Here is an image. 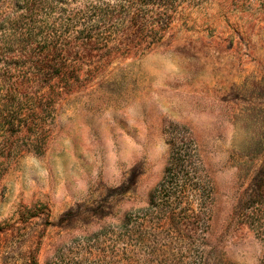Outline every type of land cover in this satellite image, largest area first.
<instances>
[{"label":"rangeland","instance_id":"1","mask_svg":"<svg viewBox=\"0 0 264 264\" xmlns=\"http://www.w3.org/2000/svg\"><path fill=\"white\" fill-rule=\"evenodd\" d=\"M133 1L0 0V264H264V0L146 4L172 18L140 49L91 27Z\"/></svg>","mask_w":264,"mask_h":264},{"label":"trees","instance_id":"2","mask_svg":"<svg viewBox=\"0 0 264 264\" xmlns=\"http://www.w3.org/2000/svg\"><path fill=\"white\" fill-rule=\"evenodd\" d=\"M158 0H134L133 3L140 4L138 10H132L128 9L124 15V17H116L114 16L111 19H114L113 23L109 25L108 27L102 26L100 23L91 25L94 30L98 29H110L114 27L116 30H118L122 36L129 35L131 31H134V38L132 41H137L135 44L138 47L137 49H140L141 46V40L146 39L150 45H155L159 40L163 38V35L166 31L169 30L170 24H171V14H163L159 11H153L148 10L144 6L147 5H153ZM162 1V3H165L167 0H159ZM144 3V4H143ZM110 21V18H108ZM85 22H89L87 19H85ZM84 22V23H85ZM91 23V22H89ZM104 24V23H103ZM82 26V25H81ZM131 34V33H130ZM106 38V35H96L95 33H88L80 31V44L77 45L79 49L77 51L83 53V54H90L92 51L95 50V47L97 46L96 39L103 40ZM116 39V38H115ZM115 46L112 47L115 49V51H119V46L121 45L120 42H117L114 40ZM107 42L103 44V46L106 45ZM130 46H128L129 48ZM150 47V46H149ZM70 46L66 49L62 50L61 48L59 50H56L58 52H64V56L69 54ZM109 48V47H107ZM125 48V49H128ZM43 57H41L40 63H36V66L40 68V71L43 72L45 68L48 66V63L50 62V58H53V48L52 50L47 49L46 52L41 53ZM63 56V57H64ZM55 57V56H54ZM56 59V58H55ZM62 57L58 55L56 59V65L58 68V72L55 75H52V78H61L63 76H66L67 68H65L62 64ZM68 67V66H67ZM73 71H76L75 68L71 67ZM65 79V78H63ZM66 87L71 89L73 87V84L71 81L65 82ZM182 160L180 158L174 157L172 161L169 163V166L165 170L164 176L162 181L153 189V191L150 194L149 198V206L150 208L154 210H161L165 208V205H167L168 201H174L176 204H179L178 198L179 194L182 193V186L178 185L177 181H179L181 178L180 171L177 170L178 166ZM168 186L171 187V190H168ZM186 213V212H185ZM189 216V214L187 213ZM199 213H195L194 218H198Z\"/></svg>","mask_w":264,"mask_h":264}]
</instances>
